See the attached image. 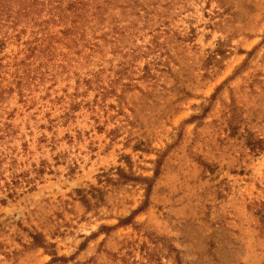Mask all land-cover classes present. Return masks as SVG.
<instances>
[{"label": "rangeland", "instance_id": "rangeland-1", "mask_svg": "<svg viewBox=\"0 0 264 264\" xmlns=\"http://www.w3.org/2000/svg\"><path fill=\"white\" fill-rule=\"evenodd\" d=\"M0 264H264V0L8 6Z\"/></svg>", "mask_w": 264, "mask_h": 264}, {"label": "trees", "instance_id": "trees-1", "mask_svg": "<svg viewBox=\"0 0 264 264\" xmlns=\"http://www.w3.org/2000/svg\"><path fill=\"white\" fill-rule=\"evenodd\" d=\"M25 0H0V16L7 10L8 6H11L12 3H21L23 4ZM33 1V0H32Z\"/></svg>", "mask_w": 264, "mask_h": 264}]
</instances>
